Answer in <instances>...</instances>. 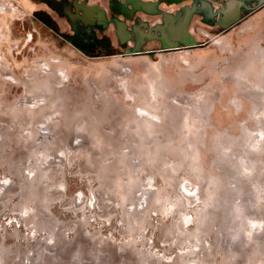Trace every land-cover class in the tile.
Returning <instances> with one entry per match:
<instances>
[{
  "label": "rangeland",
  "instance_id": "374dc122",
  "mask_svg": "<svg viewBox=\"0 0 264 264\" xmlns=\"http://www.w3.org/2000/svg\"><path fill=\"white\" fill-rule=\"evenodd\" d=\"M208 1L0 0V264H264V2Z\"/></svg>",
  "mask_w": 264,
  "mask_h": 264
},
{
  "label": "water",
  "instance_id": "95a60500",
  "mask_svg": "<svg viewBox=\"0 0 264 264\" xmlns=\"http://www.w3.org/2000/svg\"><path fill=\"white\" fill-rule=\"evenodd\" d=\"M264 0H259V3H263ZM196 3V2H195ZM193 6H186L184 8V13L183 14H179L177 17V23L172 25V29L177 31L179 34H181L182 36H186V41L188 43H193L196 42L195 41V37L189 33L188 31V27L191 21V18L193 16V14L197 11L199 12H204L205 10L208 9V11L210 13H213V5L210 1L208 0H200V3L202 4L201 6L197 7L198 4L196 3ZM246 5V1L245 0H227L225 2V6L221 7L218 9V13H219V21L218 24L220 27L225 28L228 27L229 25L235 23L237 20H239V18L241 17V10L242 7ZM97 8L95 7H84L83 10L86 14H88V16L90 15V17H95V13ZM98 18L99 19H103L104 18V13L103 11H100L98 9ZM173 16L170 13H166V20L167 22L171 23V21L173 20ZM183 23V24H182ZM182 24V26H181ZM189 34L192 36V38L189 36ZM178 44V43H177ZM170 46H175L173 44H170Z\"/></svg>",
  "mask_w": 264,
  "mask_h": 264
},
{
  "label": "flooded vegetation",
  "instance_id": "af4514ba",
  "mask_svg": "<svg viewBox=\"0 0 264 264\" xmlns=\"http://www.w3.org/2000/svg\"><path fill=\"white\" fill-rule=\"evenodd\" d=\"M197 2H198V0H196V3ZM145 3H147V2H145ZM148 3H150V1ZM202 15H203V19L204 20H216L217 19L216 16H215V14L214 13L212 14L209 11L204 12V14H202Z\"/></svg>",
  "mask_w": 264,
  "mask_h": 264
},
{
  "label": "bare ground",
  "instance_id": "6f19581e",
  "mask_svg": "<svg viewBox=\"0 0 264 264\" xmlns=\"http://www.w3.org/2000/svg\"><path fill=\"white\" fill-rule=\"evenodd\" d=\"M147 6V7H149V8H153L152 6H153V3L152 2H150V3H144V6ZM148 8V9H149ZM183 24V23H182ZM182 24H181V26H182Z\"/></svg>",
  "mask_w": 264,
  "mask_h": 264
},
{
  "label": "crops",
  "instance_id": "0c3cea01",
  "mask_svg": "<svg viewBox=\"0 0 264 264\" xmlns=\"http://www.w3.org/2000/svg\"><path fill=\"white\" fill-rule=\"evenodd\" d=\"M163 1H169V0H163ZM174 1V0H173ZM185 2H187V1H185Z\"/></svg>",
  "mask_w": 264,
  "mask_h": 264
}]
</instances>
